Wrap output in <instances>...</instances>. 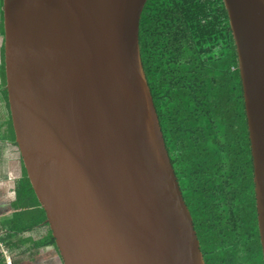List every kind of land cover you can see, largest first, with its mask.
Masks as SVG:
<instances>
[{
    "label": "water",
    "instance_id": "obj_1",
    "mask_svg": "<svg viewBox=\"0 0 264 264\" xmlns=\"http://www.w3.org/2000/svg\"><path fill=\"white\" fill-rule=\"evenodd\" d=\"M264 260V0H222ZM146 0H2L5 88L62 264H205L145 77Z\"/></svg>",
    "mask_w": 264,
    "mask_h": 264
},
{
    "label": "trees",
    "instance_id": "obj_2",
    "mask_svg": "<svg viewBox=\"0 0 264 264\" xmlns=\"http://www.w3.org/2000/svg\"><path fill=\"white\" fill-rule=\"evenodd\" d=\"M1 6L2 0L3 36ZM138 39L165 146L204 263L264 264L242 88L223 1L146 0ZM1 59L0 98L11 123L3 45ZM24 173L21 186L36 199ZM40 210L42 221L45 213ZM0 230L10 264H22L28 249L16 236L24 230L5 225ZM45 244L56 248L50 230ZM0 264H7L1 253Z\"/></svg>",
    "mask_w": 264,
    "mask_h": 264
},
{
    "label": "crops",
    "instance_id": "obj_3",
    "mask_svg": "<svg viewBox=\"0 0 264 264\" xmlns=\"http://www.w3.org/2000/svg\"><path fill=\"white\" fill-rule=\"evenodd\" d=\"M2 45L3 36L0 32V91ZM12 132V123L0 98V225L24 230L16 236V239L24 242V248L28 249L22 264H62L57 249L52 244H45L49 239L50 229L45 220L41 221L43 216L40 204L37 199L27 195L28 188L26 190L21 186L24 166ZM42 242V246L32 251L29 249Z\"/></svg>",
    "mask_w": 264,
    "mask_h": 264
},
{
    "label": "built area",
    "instance_id": "obj_4",
    "mask_svg": "<svg viewBox=\"0 0 264 264\" xmlns=\"http://www.w3.org/2000/svg\"><path fill=\"white\" fill-rule=\"evenodd\" d=\"M1 235H2V230H0V237H1ZM0 253L6 258L7 264H10V262H9V253L4 248L3 243L1 242V239H0Z\"/></svg>",
    "mask_w": 264,
    "mask_h": 264
}]
</instances>
